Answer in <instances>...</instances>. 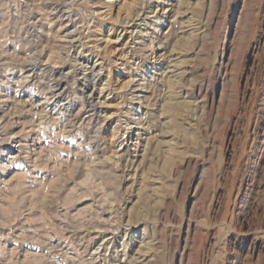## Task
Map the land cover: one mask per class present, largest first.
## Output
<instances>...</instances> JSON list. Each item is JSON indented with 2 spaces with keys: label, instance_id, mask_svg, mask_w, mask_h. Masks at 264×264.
I'll use <instances>...</instances> for the list:
<instances>
[{
  "label": "rangeland",
  "instance_id": "rangeland-1",
  "mask_svg": "<svg viewBox=\"0 0 264 264\" xmlns=\"http://www.w3.org/2000/svg\"><path fill=\"white\" fill-rule=\"evenodd\" d=\"M0 264H264V0H0Z\"/></svg>",
  "mask_w": 264,
  "mask_h": 264
}]
</instances>
